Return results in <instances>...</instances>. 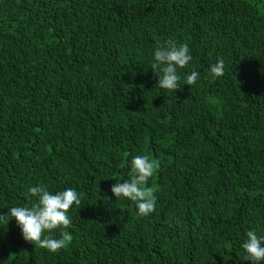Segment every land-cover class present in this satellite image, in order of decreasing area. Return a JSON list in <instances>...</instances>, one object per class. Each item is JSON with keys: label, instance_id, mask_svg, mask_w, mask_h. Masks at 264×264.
<instances>
[{"label": "trees", "instance_id": "trees-1", "mask_svg": "<svg viewBox=\"0 0 264 264\" xmlns=\"http://www.w3.org/2000/svg\"><path fill=\"white\" fill-rule=\"evenodd\" d=\"M169 40L192 56L176 91L151 69ZM137 155L158 164L148 216L110 191ZM40 184L82 194L72 240L52 253L0 221V264H250L246 233L264 236V0H0V215L31 207Z\"/></svg>", "mask_w": 264, "mask_h": 264}, {"label": "clouds", "instance_id": "clouds-1", "mask_svg": "<svg viewBox=\"0 0 264 264\" xmlns=\"http://www.w3.org/2000/svg\"><path fill=\"white\" fill-rule=\"evenodd\" d=\"M151 69L161 73L158 86L161 89L176 91L181 76L179 69H184L192 60L187 44H177L175 41H166L157 46ZM225 64L223 59H218L209 69L212 79L224 75ZM200 73L191 71L186 75L185 85H194L199 79ZM158 164L146 155H137L131 160L130 180L115 183L110 191L116 201L127 199L132 201L138 209V214L148 216L155 211L156 197L152 188L148 187V181L156 171ZM29 193L37 197V202L31 207L15 206L8 209L7 215H0V221L8 224L12 219L16 221L25 241L35 247L46 249L56 253L65 248L72 240V236L66 229L72 223L68 216L73 205L81 204V193L73 188L59 191L55 194L47 190V185L40 184L30 187ZM107 199V197H105ZM62 230L60 238H53L50 234L54 230ZM48 233L49 235H45ZM247 239L242 244L245 253L244 260L250 264H262L264 262V236H258L255 230L246 233Z\"/></svg>", "mask_w": 264, "mask_h": 264}]
</instances>
